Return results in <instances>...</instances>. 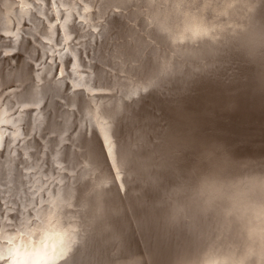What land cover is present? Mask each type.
<instances>
[{
  "label": "bare ground",
  "instance_id": "bare-ground-1",
  "mask_svg": "<svg viewBox=\"0 0 264 264\" xmlns=\"http://www.w3.org/2000/svg\"><path fill=\"white\" fill-rule=\"evenodd\" d=\"M21 2L27 0H0V30L20 17L16 6ZM97 4L101 19L93 14L95 25L106 19L108 28L98 31V51L95 56L88 54V64L71 58V48L62 54L61 45L54 44L56 69L68 74L69 81L45 71L31 75L25 69L18 72L21 78L17 71L1 73L0 67V197L5 196L3 201L10 207L4 220L26 225L25 231L29 227L49 238L48 242L65 235L52 241L59 247L57 255H49L52 249L46 248L40 259L28 264H60L70 240H74L71 255L78 264H131L133 260L139 264H205L208 260L211 264L216 256L210 254L216 251L246 249L264 221V202L251 195L257 180L254 173L264 171V91L256 85L257 68L239 50L249 36L264 40V0H102ZM48 23H52L50 17ZM68 27L73 34L80 32L69 15L61 40L67 37ZM58 31L54 24L36 37L44 41ZM119 32V52L126 48V58L109 51L116 48L109 37ZM11 36L20 37L22 32ZM28 45H10L2 52L24 53ZM35 55L40 54H30L31 59ZM165 64L170 73L150 87L146 81ZM69 65L71 70H66ZM77 68H90L92 74H76ZM114 72L118 76L112 79ZM44 80L48 82L46 97L35 83ZM24 81L29 83L24 93L14 97L5 91L17 84L23 88ZM141 86L148 91L140 92ZM68 88H74L73 96ZM133 89L137 95L129 99ZM61 103L71 104L72 112L60 108ZM37 105L62 113L61 123L54 119L47 123L57 135L52 147L27 125L39 118L31 114ZM15 112H19L17 119L11 117ZM254 126L256 131H250ZM113 129H119L114 136ZM22 133L29 139L19 143ZM109 137L117 144L118 160L121 145L129 148L118 181L111 157L100 148ZM58 138H65L59 142L64 148L61 161L47 157L54 153ZM213 152L249 165L241 171L242 181L228 201L222 186L213 182L209 207L196 222L165 219L162 209L171 203L181 176ZM80 165L85 166L78 172ZM43 170L51 175L59 170L76 174L80 184L74 187L76 178L68 177L63 191L58 193L61 188L55 182L36 198L33 187L42 182ZM47 197L59 200L66 210L55 213L44 207L51 204ZM22 236L35 242L29 234ZM96 238L99 244L94 246ZM110 250L119 251L115 261ZM21 253L23 263L30 259Z\"/></svg>",
  "mask_w": 264,
  "mask_h": 264
},
{
  "label": "rangeland",
  "instance_id": "rangeland-1",
  "mask_svg": "<svg viewBox=\"0 0 264 264\" xmlns=\"http://www.w3.org/2000/svg\"><path fill=\"white\" fill-rule=\"evenodd\" d=\"M96 5L98 4L97 2H94V0H83L82 6H81L80 0H27L26 4L22 2L19 3L16 6V9L21 12L20 17L16 19H12L11 21H8L7 23L3 25V27L0 30V34H2L0 35V51H8L10 45H16L19 43H22V44L28 43L29 44L28 46L30 48L24 53L21 51L20 52L18 51L17 54H16V51L8 52L7 53L8 55L6 54L2 58H0V67L3 68L1 73L7 74L9 72L13 73L17 71V75L20 76L19 73L24 69L27 70L28 73H30L31 75L33 74L41 75L45 71V72H49V74H53V73L57 74V80H63V81L68 80L67 79L68 74L66 75L61 74L59 72V69L58 70L56 69L57 64L53 60L54 52H55L53 50L54 44L58 43L59 46L61 45V47L59 48L62 54H65L66 51L71 48L74 52L71 58H74L76 62H82L84 65L88 64L89 62L88 54L91 52V54L95 56L96 52L98 51L99 44L95 42V37L98 31L101 33L102 28H104L105 30L108 28L107 23L105 22L106 19L102 20L103 22L95 25L96 21L93 18V14H95L98 20L101 19L99 18V11H95ZM69 15L73 16V24L77 26L80 32L78 31L75 34H73V29L68 27L67 37L61 40L59 37H63V35L65 34L62 26L67 16ZM49 17L52 19V23H48ZM52 24L59 26V31L57 32L56 36L52 34L55 32H51V33L48 32L49 36L47 35L48 33H46V35L52 38H49L43 41L40 37H36L37 32H40L41 30H44V29L52 28L53 26ZM92 26L93 27L96 26L98 30L93 31ZM18 30L22 32V36L20 37L11 36L13 32L18 31ZM85 32H89V33L87 35L85 34L84 36H82V33H85ZM109 40L114 44V46H116V48H111L109 51L112 54L116 52L115 54L117 56L124 54L126 58V56L128 55L126 48L123 50L122 54L121 52H119V44L121 41L120 32L116 33L111 38L109 37ZM67 45L68 47H66ZM35 52L40 55L37 58L35 55L34 58L31 59L30 54H33ZM10 60L12 61L13 64H11ZM42 66L44 67L42 68ZM71 68L72 67L70 65L68 67H65L66 70L68 69L71 70ZM78 73L85 74V75L92 74V69L77 68L76 74ZM112 76L113 77L111 78L113 79L114 77L118 76V73L114 72ZM120 77L118 78L117 82H119ZM35 83L38 89L39 87L43 88L42 94H44L43 96L46 97L45 91L48 87V82L44 80V81H39ZM22 84H23V88H22V85L17 84L15 86L12 85L13 87L10 86L5 91H7L8 93L12 92L14 94V97H16L17 95L24 93L26 91L29 83L27 81H24ZM68 90H69V93H71L73 96L74 88L73 89L68 88ZM31 92H34V90L32 89L30 93ZM81 94L97 95L92 92H83ZM62 107H64L65 110L72 112L70 111L71 104L67 105L66 103H61L60 108ZM50 108L47 107V109L44 110V108H40L38 105L35 106L31 114L37 113V115H39V118L37 119L33 118L28 122L29 124H27V125H31L33 128L37 130V132H35L36 133L35 137L39 139L41 138L42 141L48 142L49 145L53 143L54 139L57 138V135L54 134L55 131L51 127H49L47 123L48 121L54 119V121L57 124H59L61 123V119L59 117L62 116L60 109H57V108L54 109L51 106ZM57 112L61 114H58ZM18 116H19V112H15L11 117L16 118ZM18 127L22 128V124H18ZM75 127L77 128V126ZM75 127H72L73 129L71 130V132L76 131ZM10 130L14 132L18 131L16 128H12ZM250 131H256L255 126L252 127ZM20 136H21V139L19 143L29 139V136H26L23 133ZM52 138L54 139L52 140ZM64 139L65 138H62V139L58 138L55 141L56 143H54V148H53L54 153L52 151L51 154H48L47 157H49V159L55 158L61 161L59 158V154L64 151V148L62 149V145H60L59 142L60 140H64ZM50 147H52V145ZM84 166L85 165L83 166L80 165L79 167L81 168H77L79 170L77 171L81 172L80 169H83ZM55 167L57 169H60L59 165H56ZM56 174L57 175H51L48 173L47 170H43L40 172L39 178L42 179V182L35 184L33 187V193L36 194V198H38L40 193H43L44 190L48 189V186L50 184L55 183V182L58 183V185L61 188V190L58 191V193L63 191V188H65L67 184L69 183V181L67 180L68 177H71L72 179L73 178L77 179V180L76 179L73 180V183L75 184L74 187L80 184L79 179L77 178L78 176L76 174L69 176L68 173L63 170H59ZM4 197L5 196L0 197V225H1L0 226V251H1L0 264H28L30 260L33 261L35 259H40L41 256L44 255L43 251H45L46 248L52 249L49 255H54V256L57 255L59 253L58 251L59 247L56 245H53L52 241L55 238L64 237L65 235L63 233L58 234L51 239V242H48L49 238H43L41 236H38L29 227L27 228L28 230L25 231L27 227L26 225H23V226L15 225V222L13 221H8V223H6L7 220H4V213L6 209L10 207L9 205H6V202L3 201ZM47 198L49 199V197ZM58 201L55 202L53 200H50V203H51L50 205L44 204L43 206L47 207L49 210H53L55 213L59 211L60 212L65 211L66 210L65 205L63 206V204L59 203ZM14 211L15 212L19 211V207L15 208ZM32 220H33V217L31 216V221ZM54 222H56V219L54 220ZM23 233L29 234L31 237L34 238L35 242L30 243L29 241H26V239L22 236ZM22 250L25 254V257L26 256L30 257V259L27 260L25 263H23L24 255L21 253ZM12 253L14 254V256H12L13 255ZM4 257H9V259L4 260L3 259Z\"/></svg>",
  "mask_w": 264,
  "mask_h": 264
},
{
  "label": "clouds",
  "instance_id": "clouds-1",
  "mask_svg": "<svg viewBox=\"0 0 264 264\" xmlns=\"http://www.w3.org/2000/svg\"><path fill=\"white\" fill-rule=\"evenodd\" d=\"M239 52L257 68L256 85L264 91V40L249 36ZM249 165H241L226 153H210L202 156L181 176L180 183L171 193V203L162 209L165 219L180 222H196L200 215L209 207V186L215 182L222 186L225 201L235 191V185L242 181L241 171ZM256 184L251 189L254 199L264 202V171L256 172ZM230 202V201H229ZM210 255L216 258L211 264H264V221L252 243L238 253H220ZM205 264H209L206 260Z\"/></svg>",
  "mask_w": 264,
  "mask_h": 264
},
{
  "label": "snow or ice",
  "instance_id": "snow-or-ice-1",
  "mask_svg": "<svg viewBox=\"0 0 264 264\" xmlns=\"http://www.w3.org/2000/svg\"><path fill=\"white\" fill-rule=\"evenodd\" d=\"M81 2V6L83 5V0H80ZM94 2H102V0H94ZM2 35V34H0ZM154 44V42H152ZM6 55L5 53H3L2 51H0V56ZM70 55V54H69ZM171 71V69L169 68V66L167 64H165L162 68L158 67L156 73L153 74V78L148 79L146 81V83L150 86V87H155L157 86V81L162 79L164 76H166L167 74H169ZM119 84V82H118ZM116 90H119V87L117 86ZM148 88H145L143 86L140 87V92H147ZM137 93L136 91L133 89L132 92L129 94L128 98L131 99L133 96H136ZM58 99V97H57ZM49 103H51V101H49ZM117 132H119V129H113L112 131V135H116ZM120 134V133H119ZM100 148L103 151H106L108 154V157H111V163H112V167L114 169L115 172V179L116 181L119 180V172L121 170V168H124L125 163H126V156L129 155V148L127 146L126 150L124 145H121V148L119 149L120 153H121V158L118 160L117 159V144L116 142H113V140L109 137L107 140V144H100ZM74 240H70L69 242V246H68V250L65 254H63L60 257V264H68L69 259L72 260V264H78L77 262V258L73 255H71L72 253V248L71 245L73 244ZM94 246L99 244L98 239H94ZM113 247H115L113 245ZM88 253L85 252V255H87ZM109 256L110 258L115 261L116 259L119 258V251L116 252H112L111 250L109 251ZM4 260L9 259V257H4ZM80 264H82V261L80 262ZM89 264H91V261L89 262ZM131 264H139L138 260H133L131 262Z\"/></svg>",
  "mask_w": 264,
  "mask_h": 264
}]
</instances>
